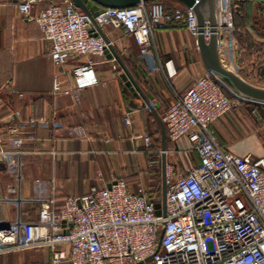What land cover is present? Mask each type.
<instances>
[{
	"label": "built area",
	"instance_id": "obj_1",
	"mask_svg": "<svg viewBox=\"0 0 264 264\" xmlns=\"http://www.w3.org/2000/svg\"><path fill=\"white\" fill-rule=\"evenodd\" d=\"M14 1L20 14L33 18L50 42L55 67H64L74 57L86 59L72 70L74 89L64 91L77 100L79 91L100 82L96 59L113 47L105 29L134 37L150 71L158 69L151 40L156 31L179 26L193 37L200 33L191 8L182 4L169 9L164 0L106 7L98 15L81 10L74 0ZM217 30L219 46L238 50L233 43L236 26L218 21ZM61 90L56 75L54 91ZM241 103L207 73L168 107L162 122L169 139L174 143L187 139L199 163L181 168L166 160L164 202L163 179L159 198L144 186L134 192L123 179H116L109 186L69 197L62 206L54 195L39 199L37 220L20 215L23 163L18 151L35 136L15 129L13 150L0 151V158L18 184V213L14 220H5L0 198V253L46 248L55 264H264V156L226 151L209 130ZM126 120L131 125L129 116ZM142 139L150 152L151 137ZM161 154L166 157L167 152Z\"/></svg>",
	"mask_w": 264,
	"mask_h": 264
},
{
	"label": "crops",
	"instance_id": "obj_2",
	"mask_svg": "<svg viewBox=\"0 0 264 264\" xmlns=\"http://www.w3.org/2000/svg\"><path fill=\"white\" fill-rule=\"evenodd\" d=\"M56 1L61 0L46 4ZM215 1L218 21L237 28L233 43L238 50L219 46L222 65L242 83L264 90V0ZM104 33L141 92L131 91L122 78L123 66L108 53L96 59L99 84L79 91L77 100L64 91L74 89L72 70L86 59L74 57L64 67H55L51 44L36 21L21 15L14 0H0V151L13 150L15 129L35 136L18 150L23 163L20 215L25 220L38 219L39 199L54 195L62 206L65 199L116 179L134 192L142 186L150 190L160 175L163 179L164 158L181 168L199 163L187 139L172 142L162 122L178 95L209 73L197 37L179 26L156 31L151 40L158 69L150 71L134 37L110 29ZM56 75L62 87L57 93ZM209 130L226 151L264 156V105L242 101ZM144 135L151 137L150 152ZM17 185L0 158L5 220L17 216ZM0 264L55 263L49 249L30 248L0 253Z\"/></svg>",
	"mask_w": 264,
	"mask_h": 264
},
{
	"label": "water",
	"instance_id": "obj_3",
	"mask_svg": "<svg viewBox=\"0 0 264 264\" xmlns=\"http://www.w3.org/2000/svg\"><path fill=\"white\" fill-rule=\"evenodd\" d=\"M157 0H74L77 7L83 9L86 13L98 15L106 7L127 8L134 7L142 2H151ZM179 3L191 8L197 16L200 33L197 37L198 46L201 51L202 59L207 71L221 82L225 88L234 96L242 101L264 105V90L254 89L240 80L233 77L222 65L219 52L218 39V16L215 0H177ZM206 28L209 30L206 35ZM104 35V33H102ZM105 36V35H104ZM113 54L124 68L122 75L126 85L133 92H141L137 82L133 79L131 73L123 64L121 58L113 47L107 51V54ZM166 159H163V202L165 200V172Z\"/></svg>",
	"mask_w": 264,
	"mask_h": 264
},
{
	"label": "trees",
	"instance_id": "obj_4",
	"mask_svg": "<svg viewBox=\"0 0 264 264\" xmlns=\"http://www.w3.org/2000/svg\"><path fill=\"white\" fill-rule=\"evenodd\" d=\"M169 9L172 8L168 4L166 5ZM229 94V93H228ZM229 96H231L229 94ZM162 188L161 183L157 184V187H153L149 190V193L152 195V197L159 198L161 196Z\"/></svg>",
	"mask_w": 264,
	"mask_h": 264
},
{
	"label": "rangeland",
	"instance_id": "obj_5",
	"mask_svg": "<svg viewBox=\"0 0 264 264\" xmlns=\"http://www.w3.org/2000/svg\"><path fill=\"white\" fill-rule=\"evenodd\" d=\"M165 5H167V3L165 2ZM226 89V88H225ZM227 90V89H226ZM227 92H228V90H227ZM161 183L162 184V176L160 175V177H159V179H156V183ZM157 183V184H158ZM157 184L154 186V187H157ZM157 205H158V207H160L161 208V205H162V203H161V200L160 199H157Z\"/></svg>",
	"mask_w": 264,
	"mask_h": 264
}]
</instances>
